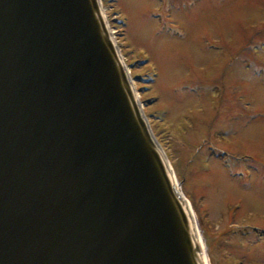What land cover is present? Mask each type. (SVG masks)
<instances>
[{"label":"water","instance_id":"95a60500","mask_svg":"<svg viewBox=\"0 0 264 264\" xmlns=\"http://www.w3.org/2000/svg\"><path fill=\"white\" fill-rule=\"evenodd\" d=\"M100 0H0V264H206Z\"/></svg>","mask_w":264,"mask_h":264},{"label":"rangeland","instance_id":"374dc122","mask_svg":"<svg viewBox=\"0 0 264 264\" xmlns=\"http://www.w3.org/2000/svg\"><path fill=\"white\" fill-rule=\"evenodd\" d=\"M102 5L209 264H264V0Z\"/></svg>","mask_w":264,"mask_h":264},{"label":"bare ground","instance_id":"6f19581e","mask_svg":"<svg viewBox=\"0 0 264 264\" xmlns=\"http://www.w3.org/2000/svg\"><path fill=\"white\" fill-rule=\"evenodd\" d=\"M180 191V193H181V190H179ZM182 194V193H181ZM195 218V217H194ZM196 220V219H195ZM201 240H202V238H201ZM202 244H203V241H202ZM204 245V244H203ZM203 250H204V255H205V261H206V264H209V262H208V259H207V256H206V254H205V248H204V246H203Z\"/></svg>","mask_w":264,"mask_h":264},{"label":"trees","instance_id":"16d2710c","mask_svg":"<svg viewBox=\"0 0 264 264\" xmlns=\"http://www.w3.org/2000/svg\"><path fill=\"white\" fill-rule=\"evenodd\" d=\"M116 22H117L116 19L112 20L113 27L119 28V30H120L122 27H117V25L115 24Z\"/></svg>","mask_w":264,"mask_h":264}]
</instances>
